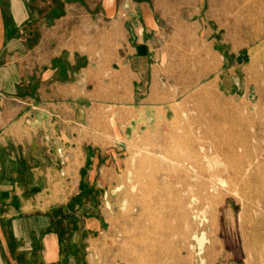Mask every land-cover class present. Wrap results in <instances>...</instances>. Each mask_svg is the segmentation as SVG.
I'll return each mask as SVG.
<instances>
[{
  "label": "crops",
  "instance_id": "0c3cea01",
  "mask_svg": "<svg viewBox=\"0 0 264 264\" xmlns=\"http://www.w3.org/2000/svg\"><path fill=\"white\" fill-rule=\"evenodd\" d=\"M163 1L0 0V264H98L116 239L117 217L87 191L117 182L116 143L165 109L154 46L179 7Z\"/></svg>",
  "mask_w": 264,
  "mask_h": 264
},
{
  "label": "rangeland",
  "instance_id": "374dc122",
  "mask_svg": "<svg viewBox=\"0 0 264 264\" xmlns=\"http://www.w3.org/2000/svg\"><path fill=\"white\" fill-rule=\"evenodd\" d=\"M173 2L179 20L165 23L154 46L165 55V109H144L148 131L116 143L126 160L117 182L101 175L110 187L87 191L100 217H117L118 235L96 261L264 264V0ZM138 93L135 107L145 98ZM195 139L209 155L191 169L203 155Z\"/></svg>",
  "mask_w": 264,
  "mask_h": 264
},
{
  "label": "bare ground",
  "instance_id": "6f19581e",
  "mask_svg": "<svg viewBox=\"0 0 264 264\" xmlns=\"http://www.w3.org/2000/svg\"><path fill=\"white\" fill-rule=\"evenodd\" d=\"M191 145L194 147V148H199L200 149V151H202L203 152V155H200V156H198V158H196V159H193L192 160V162H191V169L193 168V167H200L201 166V160L202 159H204V158H206V157H208V150H206V146L205 145H203L201 142H199L198 140H192L191 141ZM201 168V167H200ZM201 171H203V170H201ZM188 174L189 175H191L192 174V172H188ZM189 177V176H188ZM220 185V184H219ZM202 234V233H201ZM195 237V236H194Z\"/></svg>",
  "mask_w": 264,
  "mask_h": 264
},
{
  "label": "water",
  "instance_id": "95a60500",
  "mask_svg": "<svg viewBox=\"0 0 264 264\" xmlns=\"http://www.w3.org/2000/svg\"><path fill=\"white\" fill-rule=\"evenodd\" d=\"M246 60H248V57H246Z\"/></svg>",
  "mask_w": 264,
  "mask_h": 264
}]
</instances>
